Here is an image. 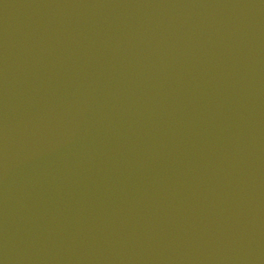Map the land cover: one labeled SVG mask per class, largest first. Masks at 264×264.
<instances>
[{
    "label": "water",
    "instance_id": "1",
    "mask_svg": "<svg viewBox=\"0 0 264 264\" xmlns=\"http://www.w3.org/2000/svg\"><path fill=\"white\" fill-rule=\"evenodd\" d=\"M0 264H264V0H0Z\"/></svg>",
    "mask_w": 264,
    "mask_h": 264
}]
</instances>
